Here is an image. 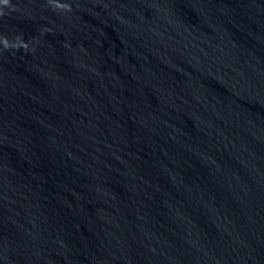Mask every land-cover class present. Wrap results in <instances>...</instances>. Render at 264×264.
Masks as SVG:
<instances>
[{
	"label": "water",
	"instance_id": "95a60500",
	"mask_svg": "<svg viewBox=\"0 0 264 264\" xmlns=\"http://www.w3.org/2000/svg\"><path fill=\"white\" fill-rule=\"evenodd\" d=\"M0 264H264V0H0Z\"/></svg>",
	"mask_w": 264,
	"mask_h": 264
}]
</instances>
